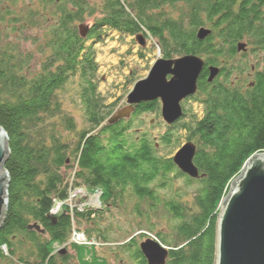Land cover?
<instances>
[{
  "label": "trees",
  "instance_id": "trees-1",
  "mask_svg": "<svg viewBox=\"0 0 264 264\" xmlns=\"http://www.w3.org/2000/svg\"><path fill=\"white\" fill-rule=\"evenodd\" d=\"M98 1L30 0L34 9L25 14L24 25L42 38L35 69L31 56L18 47L0 48V128L8 138L4 170L10 180L0 264H58L51 256L54 244L59 249L67 243L73 221L92 222L97 215L68 206L70 193L77 189L92 195L99 191L111 202L130 191L148 208H135L146 221L162 207L173 222L171 236H156L169 248L166 264H215L220 204L247 160L264 153V0ZM4 17L0 10V22ZM88 19H94V26L82 39L78 25ZM105 27L122 36L143 34L156 40L165 60L190 55L203 59L197 92L187 104L200 105L202 116L184 106L183 116L166 124L164 134L154 139L134 130L132 122L143 113L160 114L155 101L136 107L129 120L109 126L117 104H106L98 92L93 49ZM200 28L211 32L203 41L197 38ZM240 44L245 51H238ZM210 67L219 70L212 82ZM245 74L250 79H243ZM71 81L77 86L84 129H78L60 98ZM183 131L196 146L198 179L160 155ZM66 169L71 170L67 176ZM178 180L184 189L194 188L191 201L178 194L167 199L159 195ZM58 204L63 205L54 216ZM97 236L108 242L103 234ZM133 242L121 251L135 263L147 264L139 246L131 247ZM85 249L72 247L77 264L96 259ZM62 260L66 264L69 258Z\"/></svg>",
  "mask_w": 264,
  "mask_h": 264
},
{
  "label": "rangeland",
  "instance_id": "rangeland-1",
  "mask_svg": "<svg viewBox=\"0 0 264 264\" xmlns=\"http://www.w3.org/2000/svg\"><path fill=\"white\" fill-rule=\"evenodd\" d=\"M99 3H101L100 0L97 4ZM32 9H34V6L31 5L30 0L0 1V10L5 13L4 20L0 22V48L4 46L18 47L24 54L31 56L33 62L31 68L35 69L36 65L39 64L37 61L39 59L38 39L42 38L40 33L32 26L24 25L25 14ZM172 15L174 18L177 17L176 12ZM96 17L100 18L101 16L98 14ZM82 25L89 29L87 36L94 26V19H88L78 25V30ZM102 32L100 42L96 43L92 40L90 42L96 43L93 49L95 51V62L98 65V92L107 100L106 104L116 103L115 111H117L127 106V97L134 90L135 85L148 78L156 62L162 58V54L157 41L152 38L144 37V45L140 44L137 37L143 36V34L134 37L122 36L107 27ZM237 59L238 62L242 60L241 57H237ZM250 59L255 63L257 58L251 56ZM260 68H263V64H260ZM233 75L235 79L238 77L237 73H233ZM248 75H243V79H250ZM60 98L63 102V108L76 120L78 129H84L85 122L83 121L82 110L79 108L76 83L71 81L66 86V90L61 92ZM138 106H135V109ZM187 108L188 113L192 110L198 117L202 116V108L197 103L190 104ZM132 126L135 128L134 130L139 129L140 132H144L154 139L164 134L167 128L162 119L161 110L160 114L143 113L135 117ZM177 136L180 140H174L171 145L163 147L160 152L161 156L172 159L176 152L187 143L186 132H180ZM70 159H72L71 156ZM70 173L71 170L69 169L63 172L65 176ZM183 186L182 181H174L170 189L159 190L158 193L166 199L167 197L173 198L174 195L178 194L183 201H191L194 188L184 189ZM71 194L70 208L77 207L81 213L93 210L97 215L92 222L73 221L71 234L65 245H69L71 250L73 246H77L86 248L85 250L90 251V253L94 252L96 259L93 258V264H136L134 260L121 251V247L126 250L127 244L134 241L131 247L135 248L138 245L140 248V245L148 239L158 242L156 238L158 234L171 236L173 222L167 216L165 210L162 207L159 208L158 213L153 217L150 216L147 221L144 218H139L135 214L136 206L140 205L144 211H147L148 208L129 195L130 191L123 192L124 195L115 199L114 202L107 201L99 191L93 196L90 193L87 194L94 202L89 200L75 201L76 199L72 198ZM97 233L107 237L108 242H104L103 239L97 236ZM65 245L59 247V249L56 247V250L62 251V249H65ZM164 248L169 249L167 246H164ZM70 252L68 250L67 254Z\"/></svg>",
  "mask_w": 264,
  "mask_h": 264
},
{
  "label": "water",
  "instance_id": "water-1",
  "mask_svg": "<svg viewBox=\"0 0 264 264\" xmlns=\"http://www.w3.org/2000/svg\"><path fill=\"white\" fill-rule=\"evenodd\" d=\"M88 30L83 25L79 28L82 39L86 38ZM210 34L209 30L200 28L197 38L203 41ZM137 38L144 45L145 38ZM238 51H245V45L240 44ZM204 68V60L197 56L159 59L148 78L135 85L127 97V106L116 111L108 120V125L128 120L135 106L157 100L161 104L163 121L169 126L174 124L183 116L181 103L197 92V81ZM209 73L208 81L212 82L219 70L210 67ZM195 154L196 146L187 142L172 158L175 166L192 179L199 178V171L194 165ZM8 158V138L0 128V231L8 210L10 180L4 170ZM140 251L147 264H166L168 249L156 241L148 239L140 245ZM215 264H264V153L247 160L220 204Z\"/></svg>",
  "mask_w": 264,
  "mask_h": 264
},
{
  "label": "flooded vegetation",
  "instance_id": "flooded-vegetation-1",
  "mask_svg": "<svg viewBox=\"0 0 264 264\" xmlns=\"http://www.w3.org/2000/svg\"><path fill=\"white\" fill-rule=\"evenodd\" d=\"M156 102H159V101H156ZM159 103H160V102H159ZM188 103H190L189 98H188V99H185V100L181 103L182 110H183L184 106L187 107V104H188ZM160 107H161V104H160ZM66 244H67V243H66ZM56 247H58V244H54V249H55V251L53 252V254H52L51 256H52V258L55 257L56 261H58V264H63V260L60 261V263H59V260H61V258L63 259V258H66V257L69 258V260L67 261L68 264H77V262H75L74 259L72 258V257L74 256V253H73V251H72L71 249H69V245H65V246H64L65 249H62V251H61V250H56ZM139 249H140V248H139ZM68 250H69V252H70V251H71V252L67 254ZM134 250H135V249H134ZM58 257H59V258H58ZM57 259H58V260H57ZM140 262H141L140 260H137L136 264H141ZM67 263H66V264H67ZM91 263L93 264V262H91Z\"/></svg>",
  "mask_w": 264,
  "mask_h": 264
},
{
  "label": "built area",
  "instance_id": "built-area-1",
  "mask_svg": "<svg viewBox=\"0 0 264 264\" xmlns=\"http://www.w3.org/2000/svg\"><path fill=\"white\" fill-rule=\"evenodd\" d=\"M71 193H72L71 194L72 198L76 199L75 201H77V200H87L88 201L89 200L90 202H94V201H91V197H89V195H87L88 192L85 189H77V190L72 191ZM69 200H70V198H69ZM69 200L66 202L67 204H69ZM62 205L63 204H58L57 206H55L54 210L52 211V214L54 216L60 212ZM68 206L71 207L70 204Z\"/></svg>",
  "mask_w": 264,
  "mask_h": 264
},
{
  "label": "bare ground",
  "instance_id": "bare-ground-1",
  "mask_svg": "<svg viewBox=\"0 0 264 264\" xmlns=\"http://www.w3.org/2000/svg\"><path fill=\"white\" fill-rule=\"evenodd\" d=\"M257 155H263V154H257Z\"/></svg>",
  "mask_w": 264,
  "mask_h": 264
}]
</instances>
